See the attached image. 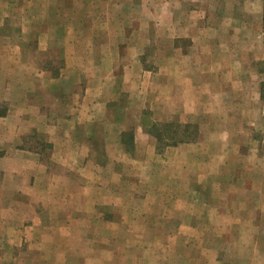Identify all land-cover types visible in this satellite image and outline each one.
Returning <instances> with one entry per match:
<instances>
[{
  "label": "crops",
  "instance_id": "obj_1",
  "mask_svg": "<svg viewBox=\"0 0 264 264\" xmlns=\"http://www.w3.org/2000/svg\"><path fill=\"white\" fill-rule=\"evenodd\" d=\"M191 1L155 0L149 9L148 0H30L28 7L33 12L42 11L37 16L43 19L38 23L35 20L38 26L29 34L21 29L19 21L24 19L16 18L21 8H28L25 0H0V264L17 263L14 257L19 258L21 241L27 242L31 250L29 264H57L59 259L53 262L51 252H62L67 243H74L76 238L71 242L68 238L75 234L74 229L79 228L76 234L87 233L95 240L93 228L65 225L74 217L82 221L85 211L90 212L87 217H93L95 194L85 196V187L89 185L85 177L91 176L93 170L94 191L99 190L98 185L106 186L97 181L104 176L100 166H129L126 157L130 155L145 156L129 159L138 166L140 163L149 169L165 166L160 160L163 147H157L155 138L149 134L152 120L148 115L141 114L142 110L138 113L139 123L131 130L132 147L127 152L120 142L125 130H117L106 111L116 91L113 88L116 74H122L127 83L129 76L135 78L148 73L142 67L141 56H145L149 27H154L157 41L165 44L153 53L154 75L158 79L152 89L157 94L154 104L169 121L166 123H180L182 112L189 114L184 124H192L190 114L196 111L187 108L195 105L196 98L192 99L197 86L191 80L194 72L210 75L206 60L212 56L208 57L204 50H194L195 42L200 40L197 34L203 29L206 9ZM194 14L197 18L201 16L200 20ZM29 17L31 23L33 17ZM18 25L20 28H16ZM210 38L209 42H219L216 35ZM177 39L188 40L189 46L180 50L174 45ZM54 50L61 63L53 75L41 59ZM105 96L110 97L103 100ZM211 104V96L205 98V93L202 100H196L198 109ZM99 122L104 127L100 142L104 156L94 151L92 145L95 135L92 127L100 125ZM31 133L46 143L49 148L46 156L25 146V139ZM177 145L181 144L164 148L173 152ZM179 163L175 160V166ZM207 165L203 166L201 179L193 176L189 180V187L193 194L209 195L203 200L204 209L217 222H207L212 224L211 232L208 235L199 232L200 236L190 222L181 228L165 226L163 222L166 231L164 228L157 231L181 233L186 239L163 245L176 254L187 252L185 256H175L172 264H264V210L257 222L249 219L254 208L235 210L238 202L244 204V199L230 198L227 202L224 194H216L218 180L214 173L224 166ZM109 177L113 180L114 175ZM108 199L109 204H116L114 196ZM149 202L146 195L145 203ZM142 215L139 217L143 223L136 229L146 233L151 228L147 227L148 216ZM226 219H236V225ZM53 221L56 226L52 225ZM115 222V218H109L107 226ZM123 228L124 234L130 231ZM194 234L197 236H190ZM221 246H225L224 256L219 253ZM162 255L152 257L154 264H161ZM81 257L79 264L96 262L86 252Z\"/></svg>",
  "mask_w": 264,
  "mask_h": 264
},
{
  "label": "rangeland",
  "instance_id": "obj_2",
  "mask_svg": "<svg viewBox=\"0 0 264 264\" xmlns=\"http://www.w3.org/2000/svg\"><path fill=\"white\" fill-rule=\"evenodd\" d=\"M191 2L203 5L206 9L201 23L203 29L197 34L200 40L195 42L194 50H204L208 57L212 56L206 60L210 66V75L203 72V76L194 72L191 82L197 86V90L193 93L192 100H202L205 93V98L211 96L213 104L198 109L195 100L196 108H187L196 111L190 114L193 116L190 121L192 124H184L188 121L189 114L180 113V123L173 125H189L187 133L193 137L195 133V137L192 139L189 136L192 140L185 144L180 143L173 152L162 146L160 160L165 166L159 164L160 166H152L150 169L142 166V163L138 166L132 159L145 156L133 154L126 157L129 166H100L104 176L97 181L106 186L98 185L99 190L93 191L91 186L92 181H95L93 177L96 176L94 170L91 176L85 177V181L89 182L85 187V196L89 198L95 194L91 211L93 217H87L86 214L90 212L85 211L82 221L74 217L68 219L65 225L93 228L95 240L87 233L76 234L79 228L74 229L75 234L69 235L68 238L70 242L72 238L76 240L70 245L67 243V248L62 252L52 251L53 262L59 259L57 264H79L85 252L89 259L94 257L95 264H108L110 260V264H125V260L128 261L127 264H154L152 257L156 258L157 254L164 256L161 264H172L175 256H185L186 251L176 254L171 249L163 248L164 244L185 242V237L181 233H160L157 228H164L166 231L163 222L166 223L165 226L174 225L179 228L190 222L195 225L197 234L201 232L208 235L211 232L212 224L207 222L215 223L217 220L211 219L209 210L204 209L203 200L209 195L193 194L189 187V180L193 176L201 179L204 175L203 166H208V163L211 166H224L214 173L218 180L216 194H224L227 202L230 198L244 199V204L238 202L235 210L239 212L245 207H251L254 209L249 219L257 222L258 215L260 218L264 210V0H202L201 4L197 0ZM27 3H30V0H25L26 7ZM154 4L155 0H148L149 9H152ZM21 9L22 13L18 12L16 17L24 19L19 21L22 24L21 29L24 33L33 34L34 27L43 19L37 16L42 11L33 12L29 7ZM29 16L33 17L31 23ZM200 18L201 16L197 19ZM211 35L219 37V42H209ZM202 39L205 42H202ZM174 45L184 51L189 46V41L177 39ZM28 46L33 47L31 43ZM119 46L123 48L122 44ZM144 46L145 56H141V63L148 73L138 77L136 75L135 78L129 76L127 83L122 74L115 75L113 88L116 91L111 96L112 105L106 112L108 118L116 123L117 130H134L139 123L140 110L141 114L148 115L152 120L149 125L151 128L172 124L166 123L169 121L161 116L160 109L154 104L157 94L152 89L158 79L154 75L156 59L153 53L156 48L165 46L157 41L154 27H149L148 42ZM41 61L43 66L49 67L53 75L61 63L55 50L45 55ZM204 86L206 90L203 89ZM109 97L105 96L103 100ZM99 124L92 127L95 135L92 139L94 144L91 143L94 151L98 150L104 156L103 146L100 144L103 135L101 129L104 130V127L102 128L103 122ZM160 134L162 136V133ZM168 134L167 131L163 133L164 142H168ZM25 142L27 148L38 150L44 156L47 149L49 150L46 143L35 133L27 136ZM175 160H179V166H175ZM108 174L114 175L113 180ZM146 195L150 200L147 204ZM111 196L116 198L114 205L108 203ZM110 200L112 201V198ZM190 201L193 203L190 204ZM252 201L254 203L251 206ZM141 214L148 216L147 227L151 229L146 233H140L136 229L143 223L139 217ZM183 215H186L185 218ZM109 218L116 219L111 226H107ZM226 220L236 225V219ZM161 222L162 226H159ZM56 224L53 221L52 225ZM123 227L130 231L124 234ZM197 234L190 236L195 237ZM107 245L112 249L108 250ZM224 247L219 248V253L223 256L226 253ZM19 249V258L13 256L17 260L14 264H29L31 250L27 242L21 241ZM168 259H171V262Z\"/></svg>",
  "mask_w": 264,
  "mask_h": 264
},
{
  "label": "trees",
  "instance_id": "obj_3",
  "mask_svg": "<svg viewBox=\"0 0 264 264\" xmlns=\"http://www.w3.org/2000/svg\"><path fill=\"white\" fill-rule=\"evenodd\" d=\"M161 128V129H160ZM160 128L158 127H153L150 128L149 130V134L151 136H153L157 142V145H159L160 147L162 146H167V145H176L179 143H188L189 141H191L192 139H194L195 137V133L193 134V136H191L190 133H187V129L189 128V125H173L172 124H165V125H161ZM172 128V131H171ZM159 129V130H158ZM169 132V136L168 138V142H164V136L163 133ZM162 133V136L161 134ZM189 136L192 137L189 138ZM120 142L123 145L125 151H130L131 147H132V132L131 130H125L124 132L121 133L120 135ZM157 146V147H159Z\"/></svg>",
  "mask_w": 264,
  "mask_h": 264
}]
</instances>
